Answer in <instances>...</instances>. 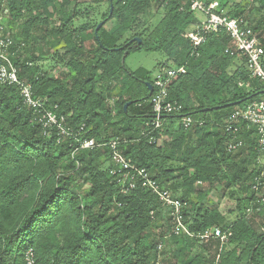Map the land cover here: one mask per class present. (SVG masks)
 Here are the masks:
<instances>
[{
    "label": "trees",
    "instance_id": "16d2710c",
    "mask_svg": "<svg viewBox=\"0 0 264 264\" xmlns=\"http://www.w3.org/2000/svg\"><path fill=\"white\" fill-rule=\"evenodd\" d=\"M7 1L0 0V14H9L3 22L14 39L12 60L35 95L47 97L67 126H84V138L118 139L127 158L182 200L190 231L218 227L232 235L220 251L215 237L173 233L169 209L149 188L138 183L122 192L108 146L76 150L74 138L45 133L19 88L0 85V264H26L29 247L38 264H212L219 254V264H264V176L254 189L264 151L253 128L242 131V148L229 151L225 130L236 108L264 99V81L250 76L245 57L226 52L234 50L226 30L211 33L196 56L185 34L199 17L187 0ZM218 1L258 32L241 0ZM252 5L264 14V0ZM78 19L87 21L78 27ZM135 51L162 52L169 62L161 67L187 68L169 85L181 110L149 135L155 114L147 83L155 77L122 63ZM44 61L61 71L45 70ZM188 116L195 122L186 128ZM213 190L236 198L230 214L212 201Z\"/></svg>",
    "mask_w": 264,
    "mask_h": 264
},
{
    "label": "built area",
    "instance_id": "2783aa9c",
    "mask_svg": "<svg viewBox=\"0 0 264 264\" xmlns=\"http://www.w3.org/2000/svg\"><path fill=\"white\" fill-rule=\"evenodd\" d=\"M190 4V10L199 17V21L193 28L185 34L193 47V54L200 55V47L207 41L208 36L213 32H220L225 29L234 43V50L226 49L231 54H240L246 59V66L252 78H260L264 81V45L259 33L248 25L243 16L231 17L226 11L221 9L218 0H187ZM4 13L0 14V85H16L19 88L25 106L32 108L37 113L38 120L43 124L45 133L51 130H57L60 136H70L79 144L76 150L94 149L96 147L108 146L111 151V159L115 165L112 173L119 176L118 181L122 184V192H129L135 188L138 183L147 187L151 192L159 197L164 205L169 209V213L173 222V233L180 235L185 233L191 237L208 240L215 237L220 241V251L225 243H227L232 235L231 232L223 231L221 228L207 229L204 233L197 234L188 228L185 223L183 213V202L180 198H176L173 193L163 187L160 182L154 178L151 173L145 169L136 166L131 159L127 158L119 148V140L111 139L110 141L99 142L94 138H84L81 131H75L73 127L67 126L65 116H59L53 109L47 107L48 98H42L35 95L33 86L30 82L22 79L19 70L12 60V47L14 39L12 33L4 24ZM187 73L185 65L170 64L162 66L155 75L153 83V92L151 103L155 114L154 121L148 123L149 131L145 135H149L153 129H157L163 124V117L179 112L181 105L174 102L169 97V85L180 75ZM243 83L241 82L240 85ZM191 116L184 117L183 123L189 128L194 123ZM255 129L258 136V149L264 151V99L255 100L236 108L227 118L225 130L232 138L228 144V150L232 152L238 151L245 143L241 138L243 130ZM156 142L154 137H151ZM256 177L254 189H258L262 184L261 177ZM250 211V210H249ZM155 217V212H151ZM159 251L164 249V243L160 242L157 246ZM26 264H38L36 252L33 247H29L24 253ZM220 254L216 257L212 264H219Z\"/></svg>",
    "mask_w": 264,
    "mask_h": 264
},
{
    "label": "rangeland",
    "instance_id": "374dc122",
    "mask_svg": "<svg viewBox=\"0 0 264 264\" xmlns=\"http://www.w3.org/2000/svg\"><path fill=\"white\" fill-rule=\"evenodd\" d=\"M253 0H241V5L242 8L246 10V17L248 18L250 24L253 27H258V33L261 36V39L264 43V14L261 12L257 11L253 5H252ZM8 1L4 0V6H7ZM57 6H60V0L57 1ZM107 4L102 5L101 10L103 12L107 11ZM82 14H85L86 6H81ZM96 15V14H95ZM4 16L5 18L9 17L8 11H4ZM141 22H143V17H141ZM87 19H78L76 21V26L81 27ZM113 25V23H108L106 25L107 28H110ZM141 23H138L136 25V28H140ZM85 41L88 38V34L84 35ZM55 50H58L60 52H63L61 47L56 48ZM169 62L168 57L162 53V52H146V51H135L132 52L130 55L125 60L126 66L135 71L139 67H144L147 70L151 72L152 79L155 77L156 73L160 69L161 65L164 64L165 62ZM171 63V61H170ZM169 63V64H170ZM45 66V70L50 71L53 74H58L61 70L56 69L55 63L52 61H44L43 62ZM64 70V69H63ZM178 126V122H176V126ZM263 163H264V158H263ZM85 188V185L83 186ZM211 199L213 202H219L221 210L223 213L226 215L236 207V198H229L228 196H222V194L219 191L213 190L211 193ZM230 214V213H229ZM257 223L261 221V218L258 217ZM166 246L164 245V249Z\"/></svg>",
    "mask_w": 264,
    "mask_h": 264
},
{
    "label": "water",
    "instance_id": "95a60500",
    "mask_svg": "<svg viewBox=\"0 0 264 264\" xmlns=\"http://www.w3.org/2000/svg\"><path fill=\"white\" fill-rule=\"evenodd\" d=\"M102 25H103V23H100V24L97 26L96 31H98L99 28H100ZM141 42H142V40H141L140 38H138V45H140ZM126 55H127V52L125 53V55H124L123 58H122V63H123V64H125ZM147 84H148L149 89H150V94H152V92H153V85L150 84V83H147ZM130 104H131V102H128V103L125 105V109H127L128 106H129ZM232 104H233V105L240 104V101L233 102Z\"/></svg>",
    "mask_w": 264,
    "mask_h": 264
},
{
    "label": "crops",
    "instance_id": "0c3cea01",
    "mask_svg": "<svg viewBox=\"0 0 264 264\" xmlns=\"http://www.w3.org/2000/svg\"><path fill=\"white\" fill-rule=\"evenodd\" d=\"M237 1H240V0H237Z\"/></svg>",
    "mask_w": 264,
    "mask_h": 264
}]
</instances>
